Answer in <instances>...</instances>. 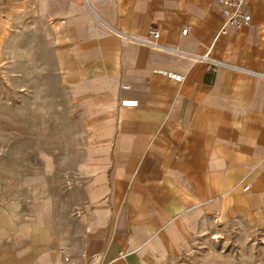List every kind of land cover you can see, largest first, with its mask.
<instances>
[{
	"label": "crops",
	"instance_id": "1",
	"mask_svg": "<svg viewBox=\"0 0 264 264\" xmlns=\"http://www.w3.org/2000/svg\"><path fill=\"white\" fill-rule=\"evenodd\" d=\"M247 1L264 17V0ZM85 2L39 0L75 69L64 82L88 132L78 185L38 192L22 212L0 191V264H172L209 227L264 225V79L217 64L264 75V23L225 39L216 0ZM153 28L164 47L214 65L123 36L149 40Z\"/></svg>",
	"mask_w": 264,
	"mask_h": 264
},
{
	"label": "rangeland",
	"instance_id": "2",
	"mask_svg": "<svg viewBox=\"0 0 264 264\" xmlns=\"http://www.w3.org/2000/svg\"><path fill=\"white\" fill-rule=\"evenodd\" d=\"M60 26L43 19L39 0H0V191L14 211L38 192L67 196L85 159L88 132L64 82L75 69ZM254 225L209 227L172 264H264V225Z\"/></svg>",
	"mask_w": 264,
	"mask_h": 264
},
{
	"label": "built area",
	"instance_id": "3",
	"mask_svg": "<svg viewBox=\"0 0 264 264\" xmlns=\"http://www.w3.org/2000/svg\"><path fill=\"white\" fill-rule=\"evenodd\" d=\"M216 2L219 3L220 7H221V15L224 19V22L222 24V26L218 29V33L219 35H221L222 37H224L225 39H230L234 36H236L239 33V30L243 27H251V26H258L261 23H264V17H260V18H253L252 16L249 15L248 11H247V5H248V1L247 0H216ZM78 4L81 6H86V2L85 0H78ZM191 30L190 26H185L182 31L181 34L182 36H186L189 34V31ZM151 38L149 40L146 39H137L134 37H130V36H126L123 35L124 38L132 45L135 46H143V47H147L150 49H157L159 51L162 52H166V53H171L174 54L176 56H180V57H190L189 55H187L186 53L184 54L183 52L176 50V49H172V48H167L164 47L163 45L160 44L159 40H160V34L158 32V30L156 28H153L150 32H149ZM191 60L193 61V63L195 64H208V65H214L213 62H210V60L207 58V56H200V57H190ZM218 65H221L225 68H227L228 70H233L235 72L241 73V74H248L252 77L258 78V79H264V75L263 74H257V73H253L251 71L248 70H242L239 69L237 67L234 66H227L224 65L222 63H217ZM162 75L168 79L171 80L173 82H175L176 84H182L183 83V79L176 74L173 73H167V72H163ZM123 91L125 90H129V86L125 85L122 87ZM120 106L121 108L125 109V108H130V109H135L137 108V102L133 101V100H129V99H125L123 101L120 102ZM249 188H245L244 191H248ZM208 215L212 218H217V212L215 211H211L208 212ZM59 254L61 256L65 255V251L61 250L59 252ZM121 256H123L121 254ZM62 264H70L68 261H64L62 262Z\"/></svg>",
	"mask_w": 264,
	"mask_h": 264
},
{
	"label": "bare ground",
	"instance_id": "4",
	"mask_svg": "<svg viewBox=\"0 0 264 264\" xmlns=\"http://www.w3.org/2000/svg\"><path fill=\"white\" fill-rule=\"evenodd\" d=\"M47 167H49V163H47Z\"/></svg>",
	"mask_w": 264,
	"mask_h": 264
}]
</instances>
